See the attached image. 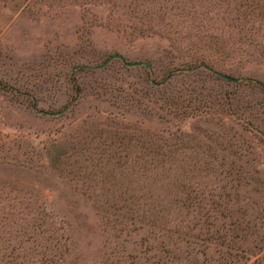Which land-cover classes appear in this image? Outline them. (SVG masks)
Listing matches in <instances>:
<instances>
[{
	"label": "rangeland",
	"instance_id": "1",
	"mask_svg": "<svg viewBox=\"0 0 264 264\" xmlns=\"http://www.w3.org/2000/svg\"><path fill=\"white\" fill-rule=\"evenodd\" d=\"M0 264H264V0H0Z\"/></svg>",
	"mask_w": 264,
	"mask_h": 264
},
{
	"label": "water",
	"instance_id": "2",
	"mask_svg": "<svg viewBox=\"0 0 264 264\" xmlns=\"http://www.w3.org/2000/svg\"><path fill=\"white\" fill-rule=\"evenodd\" d=\"M112 58H119L121 61H123L127 65L146 64L147 66H150L149 63L146 62V61H128V60H126L125 56L122 53H120V52H114V53L110 54V56H108V58L102 64H100L99 66H102V65L106 64ZM78 66L79 65H76L75 67H78ZM204 66H205V68H207L211 72H213V73H215V74H217V75H219V76H221L223 78L232 80L234 82L238 81V79H239L237 76H234V75H231L229 73L217 70V69L213 68L212 66H210L208 64H204Z\"/></svg>",
	"mask_w": 264,
	"mask_h": 264
},
{
	"label": "trees",
	"instance_id": "3",
	"mask_svg": "<svg viewBox=\"0 0 264 264\" xmlns=\"http://www.w3.org/2000/svg\"><path fill=\"white\" fill-rule=\"evenodd\" d=\"M203 66H204V64H203ZM205 67V66H204Z\"/></svg>",
	"mask_w": 264,
	"mask_h": 264
}]
</instances>
